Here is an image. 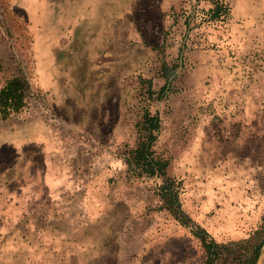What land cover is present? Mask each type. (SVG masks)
I'll return each instance as SVG.
<instances>
[{"label": "rangeland", "instance_id": "374dc122", "mask_svg": "<svg viewBox=\"0 0 264 264\" xmlns=\"http://www.w3.org/2000/svg\"><path fill=\"white\" fill-rule=\"evenodd\" d=\"M17 73L0 264H264V0H0Z\"/></svg>", "mask_w": 264, "mask_h": 264}, {"label": "trees", "instance_id": "16d2710c", "mask_svg": "<svg viewBox=\"0 0 264 264\" xmlns=\"http://www.w3.org/2000/svg\"><path fill=\"white\" fill-rule=\"evenodd\" d=\"M30 94L31 86L25 75L17 73L8 77L0 86L1 118L4 119L13 112L21 110L26 105L27 98ZM141 123L146 126V128L139 132L140 140L139 145L135 149V164L138 166L141 165V167H143L142 169L149 174H155L158 172L159 174L164 175L163 168L165 167V164H161L153 158L149 159L151 154L150 146L155 139L153 132L159 126V118L145 109ZM162 188L165 189L166 186ZM163 195L166 196L167 194L163 193ZM170 198H175V194ZM171 202H174V199ZM257 254L258 250L256 251L255 256H257Z\"/></svg>", "mask_w": 264, "mask_h": 264}]
</instances>
